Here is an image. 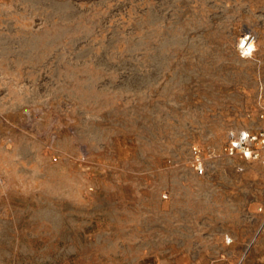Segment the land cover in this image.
Returning <instances> with one entry per match:
<instances>
[{"label":"rangeland","instance_id":"rangeland-1","mask_svg":"<svg viewBox=\"0 0 264 264\" xmlns=\"http://www.w3.org/2000/svg\"><path fill=\"white\" fill-rule=\"evenodd\" d=\"M241 129L264 0H0V264H264Z\"/></svg>","mask_w":264,"mask_h":264},{"label":"built area","instance_id":"built-area-1","mask_svg":"<svg viewBox=\"0 0 264 264\" xmlns=\"http://www.w3.org/2000/svg\"><path fill=\"white\" fill-rule=\"evenodd\" d=\"M250 34V36H247ZM255 44L256 36L252 32H246L242 34L236 44L237 51L240 56L247 57L250 55L243 54L244 50L250 44ZM243 44L244 48L240 45ZM224 154L228 157L239 156L246 161H256L261 165H264V129L258 130H231L227 135V142L223 147ZM192 153L195 157V171L198 174H202L203 168L199 161V149L196 146L192 147ZM241 170L242 168L239 167ZM230 238H226V242H229Z\"/></svg>","mask_w":264,"mask_h":264},{"label":"clouds","instance_id":"clouds-1","mask_svg":"<svg viewBox=\"0 0 264 264\" xmlns=\"http://www.w3.org/2000/svg\"><path fill=\"white\" fill-rule=\"evenodd\" d=\"M247 36H250V34H247ZM240 47L244 48V45L241 44ZM254 50L255 49H254V41H253V44L248 45V47L244 50L243 54L245 55L246 53V55H250Z\"/></svg>","mask_w":264,"mask_h":264}]
</instances>
